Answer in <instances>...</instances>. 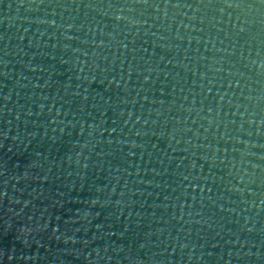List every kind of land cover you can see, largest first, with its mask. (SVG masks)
<instances>
[{
  "label": "water",
  "instance_id": "water-1",
  "mask_svg": "<svg viewBox=\"0 0 264 264\" xmlns=\"http://www.w3.org/2000/svg\"><path fill=\"white\" fill-rule=\"evenodd\" d=\"M0 264H264V0H0Z\"/></svg>",
  "mask_w": 264,
  "mask_h": 264
}]
</instances>
